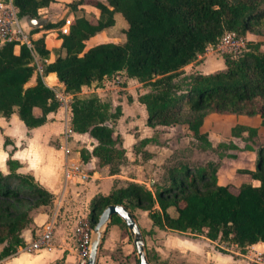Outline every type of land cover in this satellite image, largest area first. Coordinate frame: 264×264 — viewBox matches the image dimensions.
<instances>
[{"label": "trees", "instance_id": "trees-1", "mask_svg": "<svg viewBox=\"0 0 264 264\" xmlns=\"http://www.w3.org/2000/svg\"><path fill=\"white\" fill-rule=\"evenodd\" d=\"M54 2L13 0L22 20L36 21L39 11ZM82 5L97 8L99 18L87 17L79 8ZM69 12L74 16L43 21L31 29V35L57 30L62 40L60 48L53 50L55 60L44 62L42 74L37 72L34 57L50 58L44 36L33 40L32 48L22 45L19 54L14 44L0 46V117L17 114L28 129L44 125L61 105L44 81L55 73L65 92L74 97V131L89 133L97 140L92 155L101 164H114L115 160L120 164L125 157L116 124L122 107L112 108L96 96L80 98L79 93L83 87L101 85L104 79L123 73L150 88L138 97L145 105L149 127L186 125L195 140L206 144H210L208 134L201 128L210 113L259 117L264 127V52L259 48L236 60L226 58L225 70L193 76L186 90L175 82L178 73L209 45L217 44L225 32L264 34V0H75L69 4ZM116 14L127 24L125 41L86 50L87 40L114 27ZM64 26L66 32H62ZM36 73L35 83L30 84ZM36 108L40 115L34 113ZM244 134L256 140L258 129L242 124L231 129L233 137ZM81 157L89 159L84 152ZM8 166L9 174L0 171V260L24 243L20 236L31 212L53 201V195L33 176L17 173V162L9 160ZM215 166L212 162L196 168L171 166L167 184L154 185V193L138 183L115 187L108 196L94 198L90 223L94 227L110 205H123L129 211L140 208L148 212L154 227L231 243L245 253L248 246L264 243V145L258 149L254 170H240L258 180L259 186L220 185ZM110 224H120L130 236L118 216ZM148 258L153 264L149 254Z\"/></svg>", "mask_w": 264, "mask_h": 264}, {"label": "crops", "instance_id": "crops-1", "mask_svg": "<svg viewBox=\"0 0 264 264\" xmlns=\"http://www.w3.org/2000/svg\"><path fill=\"white\" fill-rule=\"evenodd\" d=\"M73 1L75 0H55L50 6L39 11V22L41 20L55 22L57 18L63 19L68 16H74L69 12V4ZM79 8L93 21L99 18L100 13L97 8L91 5H82ZM118 16H121V14L115 15L114 27L106 29L86 41V50L99 44L117 43L114 41L120 38L115 32V28L119 23H122V20L119 21ZM23 21L26 23V30L30 33L33 27H40L42 24L41 22L38 23V21V24H33L28 20ZM122 25L121 32H123L125 41L124 31L127 29V24L124 22ZM31 36L33 40L44 36L46 48L51 51L48 60H43L35 55L34 61L38 67V71L39 68L43 70L44 62L51 63L55 60L56 56L53 50L60 48L62 40L58 37L57 30H42ZM19 52L20 48H15V53L19 54ZM38 73L32 77L30 84L35 83ZM117 77L125 78L128 83L136 81L127 78L123 73H119L116 76L104 79L101 85L93 84L90 87H83L79 94L83 95L87 93L88 95H97L100 99L103 96L110 97L109 88H112L110 85L113 84L111 79ZM44 81L48 87L56 92L64 93L67 105H60V108L56 112L48 115V121L44 125L34 129H28L20 121L17 114H13L8 119L0 117V171L4 175H7L10 173L8 161H15L19 165L18 173L33 176L36 183L53 195L52 203L36 208L31 212V221L28 227L22 231L20 237L25 243L45 223L54 221L56 227V246L52 251H41L37 253L23 251L20 249L21 246H19L16 252L2 259L3 264H80L79 254L72 247L69 236L76 218H89L94 198L100 195L108 196L115 187H127L130 183H138L145 186L146 180L149 183L153 180L154 185L157 187L165 186L167 181L166 183L159 182L157 174L161 171L166 172L167 167L174 166L172 155L176 151L188 147L190 145L189 141L195 140L186 125L149 127L147 125L145 105L141 104L138 98L132 96L130 99H126L125 96L121 98L119 95H114L110 105L112 108L118 105L122 107L123 114L116 124V129L122 139V149L124 150L125 158L122 163H117L115 167L114 164H101L100 160L92 155L93 149L98 142L89 133L80 134L72 131L70 137L77 136L82 141L77 143L75 148H72L70 140L65 145L64 132L68 128L71 129L69 101L72 95H66L65 87L59 82L55 73H50L45 76ZM121 90L124 89L122 88ZM86 97L88 98L89 96ZM34 113L36 115L41 114L37 108L34 109ZM245 125L257 128V139L261 137V130L264 131L261 125V119L259 123L260 127L251 124ZM201 131L205 133L203 127ZM169 132L174 133V135ZM58 138L59 143L57 142ZM147 140L149 143L145 145L141 144ZM209 141L211 142V140ZM56 142L57 144L55 145ZM35 144L42 146L46 157L45 159L48 161V168L43 173L30 170L26 166V163L30 162V157L29 155L22 154L23 147L28 149L34 147ZM65 148L70 150L69 154H66ZM82 152L88 155L89 159L83 160L81 157ZM230 153L233 154V158L228 159L231 160L229 163H240L241 153L237 151ZM211 154L209 150L194 148L192 153L194 166H204L208 162L214 163L215 161L212 159ZM180 164H186L194 168L190 163L183 162ZM219 166V184L228 185V182H225L221 178V174H223L222 172L225 169L222 167L221 161H219ZM254 168L255 166L240 169L254 170ZM68 169L70 170V175L66 174ZM114 169L117 170L112 171ZM235 180L237 181V184L234 183L236 188H239L243 183H249L253 186L260 185L258 180L253 179L245 173H241L240 176L238 175ZM155 191L156 188H153L152 193ZM130 212L140 226L142 233H146L144 236L146 251L147 255L153 253L155 258L153 264L166 263L175 252L183 251L192 254L195 258H204L203 263L199 262L196 264H264V243L260 242L248 246L245 253H242L236 245L231 243L229 244L235 250H230L229 253L218 252L214 247V250L210 251L205 246L221 243L222 248L225 242L210 241L202 235L190 232L193 237H184L183 240L178 241L174 233L179 234L180 232L154 227L148 216V212L140 208H134ZM123 231L120 224L108 225L98 252L97 264H123V260L134 252L135 248L131 236L123 233Z\"/></svg>", "mask_w": 264, "mask_h": 264}, {"label": "rangeland", "instance_id": "rangeland-1", "mask_svg": "<svg viewBox=\"0 0 264 264\" xmlns=\"http://www.w3.org/2000/svg\"><path fill=\"white\" fill-rule=\"evenodd\" d=\"M101 1H106V0H101ZM59 16H61L59 14ZM119 21L122 20V23H119L118 26L115 28V32L117 33V36L121 39H116L114 42H117L118 44L120 42L124 41L123 38V32H121V29L123 27L122 24H124V18L123 16H118ZM62 20L61 18L55 19V22H58ZM43 23V21H40ZM38 21V23H40ZM37 23V24H38ZM126 24V22H125ZM236 35L242 39V41L234 46L233 48H223V49H216L212 48L210 50H206V52L198 56V58L186 66L182 71H180L176 77L175 82L183 89L186 90L188 88V84L191 81V78L197 74H210V73H215L218 71L225 70L226 67V58H230L232 60H236L240 58L243 54L246 52H252L254 51L255 48H259V50L264 52V34H253V33H246V34H241L239 32H236ZM113 84L110 85L112 88H109V93L110 97H102L100 99L97 95H88L87 93H84L83 95L79 94L80 98H87L86 96L92 97L96 96L101 102H104L106 104H111V100L113 96H125L126 99H130L132 96L138 98L139 95L146 93L150 88L147 86H144L143 84L138 83L137 81H132V82H127L125 78H112ZM115 85V86H114ZM124 90H121V89ZM70 103V110L69 114L71 116V129L74 133H76L73 129V124H72V119H73V103H74V97L72 96L71 100L69 101ZM114 108V107H113ZM260 119L259 117L255 118H248L246 116H238L234 114H218V113H210L204 122L203 128L205 133L208 134V139L211 140L210 144H206L203 142H199L197 140L194 141H189L190 145L184 149H180L176 151L172 155L173 158V164L177 165L180 163H190L193 166L195 165L193 162L192 158V153L195 149H204V150H209L212 154L211 157L214 159V164L216 165V170H217V177H218V168L219 166V161L222 162V167L225 168L224 171L221 174L222 180H225V182H228V185L236 188L234 185L237 184V181L235 180L238 175L240 176L241 172L240 168H246V167H253L256 164L257 161V152L260 146L264 145V131L261 130V137L256 140H249L248 135L245 134L241 138H235L231 135V129L235 127L238 124H251V125H259ZM264 129V127H262ZM170 134L174 135V133L169 132ZM193 137V136H192ZM58 140V141H57ZM56 141L59 143V138ZM72 148H75L77 143L81 142V139H78L76 136H72L69 138ZM156 140V139H155ZM55 143V145L57 144ZM87 142V141H84ZM168 146V144H166ZM214 146V147H213ZM237 151L238 153H241L240 157V163L235 164V163H229L228 159L233 158L230 152ZM253 153V154H250ZM22 154L24 155H29L30 157V162L26 163V166L35 172L43 173L45 170L48 168V161H46V157L44 154V149L42 146H38L35 144L34 147H30L26 149L23 147L22 149ZM256 154V155H255ZM237 157V155H235ZM219 159V160H218ZM118 160H115L114 167L117 165ZM209 163V162H208ZM172 164V163H171ZM207 164V163H206ZM205 164V165H206ZM204 165V166H205ZM197 166H194V168ZM199 167V166H198ZM166 172L161 171L157 174V178L159 182L166 183L167 181V169ZM236 170V171H235ZM17 173H18V168H17ZM9 174V173H8ZM21 174V173H18ZM166 176V177H165ZM224 177V178H223ZM146 182V188L152 192L153 186L148 182ZM233 182V183H232ZM167 184V183H166ZM165 184V185H166ZM158 185V184H157ZM235 186V187H234ZM160 187V186H158ZM162 187V186H161ZM17 208V207H15ZM172 215H175V210L171 209L170 210ZM31 215V214H30ZM29 222L27 223L26 227H28L31 218L29 217ZM123 233L127 234L125 229H123ZM179 240H183L184 237H193L189 232L186 233H174ZM208 247V250L213 251L214 249L218 252L222 253H229L231 250H235L229 243L225 242L224 245H222L221 248V243H218V245H213L211 244L210 246H205ZM214 247V249H213ZM120 255V253H119ZM137 253L133 252L131 255H129L127 258L123 260V264H137L136 263V258H137ZM149 257L151 259H155L153 256V253L149 254ZM195 258L192 256V254H189L186 251L183 252H175L174 255L170 256V259L163 264H190V263H203V259ZM190 262V263H189ZM207 262V261H206Z\"/></svg>", "mask_w": 264, "mask_h": 264}, {"label": "built area", "instance_id": "built-area-1", "mask_svg": "<svg viewBox=\"0 0 264 264\" xmlns=\"http://www.w3.org/2000/svg\"><path fill=\"white\" fill-rule=\"evenodd\" d=\"M25 24L26 23L20 18L19 11L15 7L13 0H0V46L4 44H14V48H20L22 45L32 48L33 39L30 32L26 30ZM66 31L67 26H64L62 32ZM241 41L242 39L236 35V32H225L217 44L209 45L207 49L216 48L220 50L223 48H233ZM37 72L42 74L43 70L39 68L38 71L37 67ZM120 78L121 77H117V79ZM55 93L60 104L66 106L67 100L64 93H58L56 91ZM66 95L69 94L66 93ZM71 133L72 130L70 128L64 132L65 145L69 141ZM65 152L69 154L70 150L65 148ZM66 174L70 175L69 169ZM55 228L54 221L45 223L30 240H26V242L21 245L20 249L32 253L52 251L56 246ZM93 230L94 227L91 225L88 217L76 218L69 240L72 247H74L79 254L80 264H87L93 239ZM0 264H3L2 260H0Z\"/></svg>", "mask_w": 264, "mask_h": 264}, {"label": "water", "instance_id": "water-1", "mask_svg": "<svg viewBox=\"0 0 264 264\" xmlns=\"http://www.w3.org/2000/svg\"><path fill=\"white\" fill-rule=\"evenodd\" d=\"M28 21L33 24L37 23L36 20L28 19ZM150 184L154 186L153 180H151ZM114 216H118L126 225L137 253L139 264H152L147 255L146 243L142 230L131 212L123 205H110L102 211L97 224L94 226L93 239L87 264H97L98 252L102 245L103 236Z\"/></svg>", "mask_w": 264, "mask_h": 264}]
</instances>
